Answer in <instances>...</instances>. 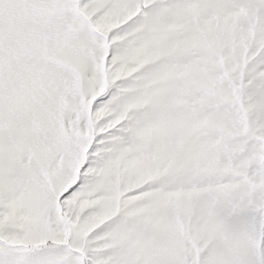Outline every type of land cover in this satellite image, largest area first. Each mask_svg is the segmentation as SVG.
Wrapping results in <instances>:
<instances>
[{
    "label": "snow or ice",
    "instance_id": "6c2138e0",
    "mask_svg": "<svg viewBox=\"0 0 264 264\" xmlns=\"http://www.w3.org/2000/svg\"><path fill=\"white\" fill-rule=\"evenodd\" d=\"M0 264H264V0H0Z\"/></svg>",
    "mask_w": 264,
    "mask_h": 264
}]
</instances>
